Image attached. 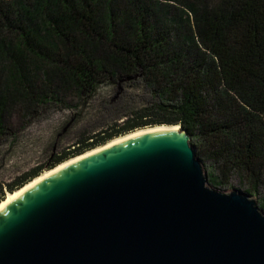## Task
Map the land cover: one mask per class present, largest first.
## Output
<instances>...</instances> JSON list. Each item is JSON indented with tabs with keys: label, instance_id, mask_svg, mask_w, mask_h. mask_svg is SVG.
<instances>
[{
	"label": "trees",
	"instance_id": "obj_1",
	"mask_svg": "<svg viewBox=\"0 0 264 264\" xmlns=\"http://www.w3.org/2000/svg\"><path fill=\"white\" fill-rule=\"evenodd\" d=\"M128 77L152 88L149 106L0 184V201L44 168L165 123L207 150L219 182L264 185V0H0V142L17 135L15 116Z\"/></svg>",
	"mask_w": 264,
	"mask_h": 264
},
{
	"label": "water",
	"instance_id": "obj_2",
	"mask_svg": "<svg viewBox=\"0 0 264 264\" xmlns=\"http://www.w3.org/2000/svg\"><path fill=\"white\" fill-rule=\"evenodd\" d=\"M190 141L144 132L33 183L0 208V264H264V210Z\"/></svg>",
	"mask_w": 264,
	"mask_h": 264
},
{
	"label": "rangeland",
	"instance_id": "obj_3",
	"mask_svg": "<svg viewBox=\"0 0 264 264\" xmlns=\"http://www.w3.org/2000/svg\"><path fill=\"white\" fill-rule=\"evenodd\" d=\"M152 92L142 79L119 80L101 86L91 100L77 102L69 98L66 104H53L31 120H23L22 124L15 116L12 122L17 135L0 142V184L13 182L33 167L45 166L50 156L72 149L81 137L104 132L114 123L120 125L154 101ZM204 151L199 158L212 186L226 191L235 188L246 191L247 184L236 175L231 176L228 183L219 182L216 176L219 172L207 156V150ZM45 170L48 169L44 168L43 172ZM250 194L264 210V185Z\"/></svg>",
	"mask_w": 264,
	"mask_h": 264
},
{
	"label": "bare ground",
	"instance_id": "obj_4",
	"mask_svg": "<svg viewBox=\"0 0 264 264\" xmlns=\"http://www.w3.org/2000/svg\"><path fill=\"white\" fill-rule=\"evenodd\" d=\"M164 128H178V125H169V126H167V125H158V126H153V127H151V126H148V127H145V128H141V129H138V130H133V131H131V132H129V133H127V134H125V135H122V136H117V137H115V138H112L111 140H109L108 142H107V144H106V146H110V145H112V144H114V143H116V142H120V141H122V140H125V139H128V138H130V137H132V136H137V135H139V134H142V133H144V132H148V131H154V130H158V129H164ZM105 146V147H106ZM102 148V145H100V146H97L95 149H91V150H89V151H86L85 153H83V154H81V155H79V156H76V157H73V158H69V159H67V160H65V161H63L62 163H60L59 165H57V167L56 168H52V169H48V170H45L44 172H42V174H40V175H37L34 179H32L30 182H28V183H26L25 185H22L20 188H18V189H16L15 191H13V192H8L7 194H6V197L5 198H3L1 201H0V208L2 207V206H4L6 203H8L12 198H14L16 195H18L19 193H21L22 191H24V190H26L29 186H31L33 183H36L37 181H40L41 179H43V178H45L47 175H49V174H51L52 172H54V171H56V170H58V169H60V168H62V167H64L65 165H67L68 163H72V162H74L75 160H77V159H79V158H81L82 156H84V155H88L89 153H93V152H95V151H97V150H99V149H101ZM104 148V147H103Z\"/></svg>",
	"mask_w": 264,
	"mask_h": 264
}]
</instances>
